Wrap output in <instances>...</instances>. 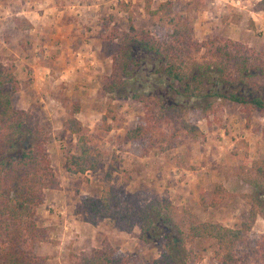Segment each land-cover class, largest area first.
<instances>
[{
  "label": "rangeland",
  "instance_id": "374dc122",
  "mask_svg": "<svg viewBox=\"0 0 264 264\" xmlns=\"http://www.w3.org/2000/svg\"><path fill=\"white\" fill-rule=\"evenodd\" d=\"M24 1L25 7L22 0H17L16 6H11L7 0H0L3 5L0 7V18L4 23H11L5 25L8 34H0V56L13 62L17 68L21 86L13 96L14 106L19 109H33L51 133L48 150L61 187L47 191L44 203L37 209L38 223L51 228L50 241L42 242L38 248V254L47 258L44 264L83 263L78 256L82 253L90 254L105 241L116 249L118 257L128 258V264H148L151 258L160 256V250L156 248L155 229L149 231V240L145 241L141 237L140 226H136L131 232L117 229L109 220L93 226L85 221L82 213H76L83 198L101 194L102 184L109 170L113 171L112 182L115 186L125 194L137 195L144 204L151 202L162 204L164 207L175 206L180 210L191 209L199 221L220 222L230 227L247 219V212L258 194L255 183L257 165L261 161L264 163L263 112L255 111L248 119L240 104L214 98L215 103L211 110L187 113V117L200 128L199 137L183 134L181 143L168 151H162L159 147L146 149L141 142L131 140L126 135L132 122L144 120L143 105L132 97L119 95L118 92L111 93L106 87L109 83L107 78L113 71V55L117 49L115 43L104 39L101 28L97 33L98 39L94 41L97 47L95 55L92 52L83 53L86 52L87 46L81 48V54L74 55L78 63H81L82 58L84 60L83 64H77L75 70L81 71L86 67L88 72H94L92 74L95 78L88 76V82L86 79L82 80L80 85L75 84V81L63 79L62 74L66 73L62 71V65L54 68L52 62L44 58V46L51 39L48 34H41L40 31L50 25L40 22L44 14H39L33 19L23 12L31 6H36L31 0ZM71 1L72 3L52 0L49 6L55 10L47 13V16H53L58 10L64 9L71 14V19L75 16L71 10H78L77 13L85 17L91 11L89 9L86 13L88 7L96 2ZM164 1L166 0H152L151 6L156 9ZM172 1L176 17L182 22L187 19L192 21L198 40L229 38L221 23L208 22L207 26L198 23L200 13L208 7L209 0ZM259 1H246L247 14L243 13L242 17V5L236 0L232 4L235 10L231 12L234 20L241 21L239 26L244 36L236 41L248 44L256 50L264 47V25H255L257 21L264 22V13L258 14L263 17L255 19L249 10L260 11ZM145 3L146 0H115L114 3L100 7L99 11L94 13L97 18L94 21L101 27L105 21H110V26H116L120 30H128L130 22L133 21L138 28L148 29L155 36L167 37L172 31L171 26L161 23L157 17H151L145 9ZM196 3H200L198 8H194ZM18 4L21 6H17ZM88 24L92 23H84V28L88 29ZM12 25H15L16 29L12 28ZM38 26L39 34L36 36V31L32 30ZM8 35L27 39L29 44L24 49L29 54L35 50L33 59L37 66L26 72L24 78L20 77L18 70L20 62L15 53L17 47L13 45L12 52L8 50L11 49ZM4 40L7 45H4ZM96 55V62H100L97 67L99 73L95 71L97 68H94L96 63L91 65L92 62L88 61L90 56L94 59ZM135 56L141 65L131 67L130 73L125 75L128 88L151 93L161 88L167 92L171 81L160 72L161 63L150 53L141 52ZM64 57L66 60L70 58L68 55ZM69 62L72 63V60ZM42 66L50 69L43 71L40 69ZM255 80L264 84V77ZM183 99L182 97L181 100ZM76 106L80 108L76 116L88 129L92 146L104 153L97 172L76 174L68 169L72 156L77 153L78 137L66 130V121ZM104 115L108 116L106 121L103 120ZM107 125L112 128L108 130ZM218 186H221L224 192L223 199L217 206L204 207L201 192L215 191ZM260 189H263L262 186ZM169 211L167 209V212ZM263 243L262 211L247 241L237 245L240 264H264ZM191 245L188 243L184 245L185 249L181 248L175 264H218L215 258L217 244L214 240H197L192 249Z\"/></svg>",
  "mask_w": 264,
  "mask_h": 264
},
{
  "label": "trees",
  "instance_id": "16d2710c",
  "mask_svg": "<svg viewBox=\"0 0 264 264\" xmlns=\"http://www.w3.org/2000/svg\"><path fill=\"white\" fill-rule=\"evenodd\" d=\"M151 3L152 0L145 3L150 16L172 28L167 37L155 36L148 29L138 28L133 21L128 30L110 26V21L102 24L104 39L117 47L106 87L111 93L132 97L144 108V120L132 122L127 129L129 139L141 142L146 149L159 147L168 151L181 143L183 134L197 138L201 130L187 113L211 110L214 98L240 104L248 119L255 111L264 113V84L255 80L264 77V47L256 50L231 38L200 41L195 37L192 21L182 22L176 17L172 0L161 2L156 9ZM259 5L264 10V0ZM141 52L150 53L161 63L160 72L171 81L167 92L161 88L155 93L128 88L125 75L131 67L141 65L135 56ZM20 86L16 65L0 56V264H44L47 258L38 254V248L42 242L50 241L51 228L38 223L37 209L44 203L46 192L59 189L61 181L48 150L51 133L47 125L33 109H19L13 104ZM79 109L76 106L66 121V130L78 137L77 153L68 169L76 174L97 172L104 153L92 146L88 129L76 116ZM107 117L104 115L103 120ZM106 128L110 130L112 126ZM258 163H255L258 194L247 219L234 227L199 221L191 209L144 204L137 195L125 194L115 186L112 170L106 173L101 194L83 198L76 213H82L93 226L105 220L125 232L140 226L145 241L149 240V231L155 229L160 256L151 258L148 264H175L185 244L193 245L204 239L216 242L218 264H240L237 245L247 241L257 217L264 212V163ZM220 187L201 192L204 207L220 203L224 195ZM78 257L83 260L79 264L129 263L128 258L117 256L108 241L90 254Z\"/></svg>",
  "mask_w": 264,
  "mask_h": 264
},
{
  "label": "crops",
  "instance_id": "0c3cea01",
  "mask_svg": "<svg viewBox=\"0 0 264 264\" xmlns=\"http://www.w3.org/2000/svg\"><path fill=\"white\" fill-rule=\"evenodd\" d=\"M51 1L52 0H31V2L36 5L35 8H32L33 6H31L30 9H27L23 12L28 13L33 19L39 14H44L42 16V19H40V22L48 23V25H50V27L48 28L44 27L43 30L40 31L41 34L42 33L48 34L51 39L44 46L45 60L52 62L54 68H58L57 67L58 65H62L63 68L62 71L66 73L65 75L62 74L63 79L65 78L68 81H75V84L77 85H80L79 84L80 81L85 79L87 80L86 82H88V76L95 78V75L92 74L94 72L92 73L88 72V70H86V67L81 71L75 70V68L78 67L77 64H83L84 60L82 58V60L80 61L81 63H78V61L75 60L74 55L75 53L81 54L83 51L81 50V48H84L86 46H87L86 52L83 53L89 54L90 52H92V54L95 55V53L97 52L95 51L97 47L95 46L96 43L94 41L98 39L97 33L101 30L102 27L96 24V22L94 21L95 19H97L94 13L99 11L100 7H105L106 5L114 3L115 0H96L94 5L88 7V10H86L87 8H85L86 13L89 11V9H91L88 16L86 14L85 17L82 14H78L77 13L78 10H71V13H74L75 15L73 16L72 19L69 18L71 14H68V12H66L64 9L58 10L53 16L50 15L47 16V13L48 14L52 13L55 10L54 7L49 6L51 4ZM235 1L236 0H209L208 7L204 9L202 13H200V19L198 23L203 26L204 25L207 26L208 22L211 23L213 22L216 24L221 23L222 26L226 28L225 32L227 37L234 40L242 39V37H244L243 31H241V27L239 26L241 21L239 22L238 21L239 19L234 20L232 17L233 15L231 13L235 10V8L232 5L233 3H235ZM237 1L242 5L241 9L243 10L242 12V17H243V13H245V15L247 14L248 5L246 1L248 0H237ZM7 2L11 4V6L13 5L16 6L15 3L17 2V0H7ZM12 2H14V4ZM22 3H23V7H25L24 4L26 2L22 0ZM9 4L7 8L8 10L9 9L11 10ZM17 6H21V4H18ZM0 7H3V5L0 4ZM263 11L264 10H260V11L249 10V12L254 15L253 18L255 19H258V17H263L258 15L260 13H264ZM239 16H241V14ZM211 19L212 21H210ZM262 21L263 20H261V22L257 21L255 25L258 27L262 24L263 26L264 22L262 23ZM5 22L7 24H11L10 22L7 21ZM88 22L92 24H88L89 28L86 29L84 28V23H88ZM6 23L2 22V19L0 18V34L2 33V35L4 33L8 34V32H6L5 30ZM13 27L14 29H16L15 25H12V28ZM39 28L40 26L32 30V31H36L35 32L36 36H38L39 34L37 33V31H39ZM8 36L10 37L11 40V45H10L11 49L8 50L12 52V46L15 45L17 47L15 53L16 55L19 56V62H20V64L18 65V70L20 73V77L24 78L26 77V72H30L32 68H35L37 66L34 64V59H33L35 50L30 52L29 54V52L25 50L26 49L25 47L28 46L29 44L27 42V39L22 40V38L18 36L16 37L10 35ZM3 42L4 45H7L5 40ZM4 45L2 47L6 49ZM98 53L100 54L101 50L98 51ZM65 55L70 56V58L66 60V58L64 57ZM92 57L93 56H90L88 61L92 62L91 65L96 63V66H94V68H97L98 64H100L99 60L96 62L97 55L94 57V59H92ZM70 60H72V63L69 62ZM40 69L45 71L47 69H50V67L48 68L42 66ZM97 69L95 71L99 73L100 70L99 68Z\"/></svg>",
  "mask_w": 264,
  "mask_h": 264
}]
</instances>
